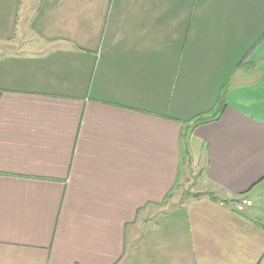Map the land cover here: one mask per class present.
<instances>
[{
	"label": "crops",
	"instance_id": "0c3cea01",
	"mask_svg": "<svg viewBox=\"0 0 264 264\" xmlns=\"http://www.w3.org/2000/svg\"><path fill=\"white\" fill-rule=\"evenodd\" d=\"M0 264H264V0H0Z\"/></svg>",
	"mask_w": 264,
	"mask_h": 264
},
{
	"label": "rangeland",
	"instance_id": "374dc122",
	"mask_svg": "<svg viewBox=\"0 0 264 264\" xmlns=\"http://www.w3.org/2000/svg\"><path fill=\"white\" fill-rule=\"evenodd\" d=\"M182 170L184 174L181 177L178 188L174 192L172 198L168 200L167 205H169V208L180 205L197 187L198 169L194 165L187 166L185 162H183Z\"/></svg>",
	"mask_w": 264,
	"mask_h": 264
},
{
	"label": "trees",
	"instance_id": "16d2710c",
	"mask_svg": "<svg viewBox=\"0 0 264 264\" xmlns=\"http://www.w3.org/2000/svg\"><path fill=\"white\" fill-rule=\"evenodd\" d=\"M226 95H225V91H223L218 99L217 102L214 106V108H212V110L203 113L199 116H197V118H195L194 120H192L191 125H193L194 127L196 125L202 124V123H207V122H211L214 120H218L221 115L223 114L224 110L226 109ZM177 186H174L165 196L163 202H162V206L165 205V203L168 202V200H170L172 198V196L174 195V192L176 191ZM235 201V200H232Z\"/></svg>",
	"mask_w": 264,
	"mask_h": 264
},
{
	"label": "built area",
	"instance_id": "2783aa9c",
	"mask_svg": "<svg viewBox=\"0 0 264 264\" xmlns=\"http://www.w3.org/2000/svg\"><path fill=\"white\" fill-rule=\"evenodd\" d=\"M232 203L234 207L239 211H243L244 209L252 205V201L246 197L235 200Z\"/></svg>",
	"mask_w": 264,
	"mask_h": 264
},
{
	"label": "water",
	"instance_id": "95a60500",
	"mask_svg": "<svg viewBox=\"0 0 264 264\" xmlns=\"http://www.w3.org/2000/svg\"><path fill=\"white\" fill-rule=\"evenodd\" d=\"M193 195L194 196H198V195H200V193L199 192H196V193H193Z\"/></svg>",
	"mask_w": 264,
	"mask_h": 264
}]
</instances>
